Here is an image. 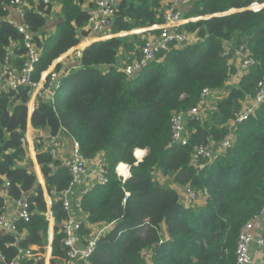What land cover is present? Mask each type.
<instances>
[{"label":"trees","instance_id":"16d2710c","mask_svg":"<svg viewBox=\"0 0 264 264\" xmlns=\"http://www.w3.org/2000/svg\"><path fill=\"white\" fill-rule=\"evenodd\" d=\"M61 1L65 23L56 42L41 53L35 79L80 42L78 29L89 22L86 0ZM164 1L119 0L108 32L116 35L163 23ZM190 1L186 18L194 20L181 29L194 34L196 40L172 44L134 76L116 66L118 56L124 49L140 57L143 34L151 31L94 42L80 55L81 67L62 78V88L53 99L62 131L79 143L86 157L103 153L108 170L109 183L86 193L81 202L89 223L112 226L100 238L92 264H234L242 227L264 206V103L249 120L236 126L234 145L217 154L213 163L202 169L191 163L197 146L207 144L208 139L218 143L233 129L235 114L264 76V7L260 11L251 8L264 0ZM38 3L40 11H25L24 19L39 44L44 16L51 12L53 0ZM0 13L7 14L2 8ZM226 41L246 42L257 60L239 85L229 87L234 69L225 55ZM12 42L24 44L20 50L23 63L27 53L24 35L3 21L1 62ZM56 69L61 71L63 65ZM206 87L228 88L229 92L216 102L209 118L189 121L186 145L170 147L173 111L197 105ZM29 100L27 89L0 94V185L5 176L9 194L30 202L31 217L17 221L21 230L28 231L23 244L43 246L49 234L46 201L23 143ZM47 109V101H39L32 116L34 128H49L44 115ZM46 144L37 138V159L48 192L62 196H56L53 204L57 223L51 259V264H60L66 256L61 225L69 217L63 192L69 189L72 175L50 153L54 147L46 148ZM136 149L147 150L142 161ZM120 163L130 166L126 179L116 172ZM157 174L173 176L180 185L206 194V204L185 205L179 191L162 183ZM3 202L0 197V206ZM11 239L0 234V249L8 259L16 254Z\"/></svg>","mask_w":264,"mask_h":264},{"label":"built area","instance_id":"2783aa9c","mask_svg":"<svg viewBox=\"0 0 264 264\" xmlns=\"http://www.w3.org/2000/svg\"><path fill=\"white\" fill-rule=\"evenodd\" d=\"M41 1L44 4H49L51 0H10L1 4L3 11L14 8L22 11L31 2ZM190 0H169L164 7V22L155 24L149 28L150 34L144 38V42L140 47L141 55L138 59L123 65L120 68L128 76L139 74L147 65L156 60L157 54L160 51L169 50L172 44H183L192 42L196 38H192L188 32L183 31L182 26L187 23L190 18H182L183 10L190 5ZM119 0H95L94 7L89 11V28L93 33L104 34L112 26ZM263 4L255 3L252 8L255 11H260ZM194 20V19H193ZM7 21V16L0 15V24ZM19 31L23 33L25 40V47L27 50L26 57L20 69H13L9 66L10 53L5 56L6 68L0 76L2 88L0 94L4 89L19 91L20 89H27L28 94L33 99L45 100L49 97L55 98L59 90L62 88L60 71L56 69H48L40 73L38 79H35V71L40 64L41 52L34 39L33 32L29 29L27 24L17 26ZM225 55L230 58H237L239 65L234 72V76L243 78L250 73L251 69L257 64V60L253 57L246 42L237 45H228L225 42ZM221 93V90H214L209 87L203 89L200 101L194 107L187 110H174L171 116V140L170 147L177 145H186L190 139V134L187 124L190 120L196 119L202 121L206 109L208 107L209 97ZM245 104L243 103L241 109L235 114L232 122L233 129L224 139L218 143H214L208 139L207 144L199 145L195 148L192 165L200 169L206 165L214 162L217 154L224 153L232 147L236 141V126L249 120L255 115L257 109L264 103V76L258 81L255 92ZM246 99V100H247ZM245 100V101H246ZM25 143V138L23 139ZM216 149V150H215ZM50 153L56 157V148H52ZM145 156V155H144ZM143 156V158H144ZM142 158V159H143ZM138 161H142L137 157ZM121 164V163H120ZM116 167L117 174L126 179L131 175L130 166H126L127 172H121L119 165ZM96 168L92 169V166ZM72 175L71 185L68 192L75 184L90 181L93 175H96V186H105L109 183L108 170L106 168L104 154L100 153L93 157H86L80 149L78 142L75 143L73 156L65 162ZM7 187L10 183L6 181ZM1 191V186H0ZM8 191V188H7ZM56 193V191L54 192ZM200 192L191 186L187 185L185 189L180 192L181 200L185 205L194 206L195 202L200 197ZM5 199V197H3ZM20 206L19 218L28 220L31 217V205L26 197L16 199ZM64 209L69 212L71 210V203L65 199L63 203ZM264 226V206L254 216H252L242 227L237 243L236 261L234 264H252L254 257L251 253V246L255 239L260 245L264 246V234H257V229ZM109 225L102 227L93 233L92 237L87 240V243L80 246V232L83 228L82 222L74 218L72 215L67 218L62 224L64 232L63 245L66 248V256L63 264H87L91 261L92 256L98 247L100 238L110 230ZM0 231L5 235H10L12 245L16 247V254L14 258L8 259L5 253L0 249V262L2 264H39L42 256L39 255L31 245H24L27 234L22 231L16 222L10 220L5 214L0 215ZM1 233V232H0Z\"/></svg>","mask_w":264,"mask_h":264},{"label":"crops","instance_id":"0c3cea01","mask_svg":"<svg viewBox=\"0 0 264 264\" xmlns=\"http://www.w3.org/2000/svg\"><path fill=\"white\" fill-rule=\"evenodd\" d=\"M5 2H7V0ZM38 2H40V1L31 2L30 4L26 5L24 8V13H25V11L34 10V9L37 12H39L40 9L38 8V6H39ZM168 2H169V0L164 1L163 6L165 7L166 4H168ZM94 5H95V0H86V2L84 4V8L89 12L94 7ZM0 8H1V4H0ZM189 9H190V6L186 7L183 10V12L185 13V17H186V13L188 12ZM62 10H63L62 1L61 0H53V8L51 9V12L44 16L46 19V24L42 28V30L39 32L41 43H39V44L37 43L41 53L45 50V48L48 49L49 47H51L56 42L58 34H59L60 30L63 28V25L65 23V17L62 14ZM5 12L7 13L5 15V16H7V21L10 22L11 24H13L15 26L26 24L25 19H24V14L22 13V11L9 7L7 9V11H5ZM1 14L2 13H0V15ZM2 15L4 16V14H2ZM192 20H193V18H192ZM149 28L150 27L136 29V30H133L130 32H122V33L116 34V35L111 34L110 31L109 32L107 31L104 34H99V33L91 32L90 28H89V23H88L83 28L78 29L80 42L76 46H74L73 48H71L70 50H68L64 54H62L59 58L54 60L53 64L50 66L49 69H53V68L56 69L57 65L61 63L63 65V69L60 71V76L64 72V69L67 67H69V73H70L73 70H77L78 68L81 67L80 55L92 43L97 42V41H101V40H105V39H108V38H111L114 36H121V35H128V34H133V33L145 32V31H148ZM138 30H141V31H138ZM149 34L150 33H146V34H143V36H145V38H146L147 36H149ZM190 35L192 38H195L194 34H190ZM233 44H234V41H228V45H233ZM22 47H24V44L22 45L20 42H12V44L7 48V53H10L9 66L13 69H20V67L22 65V60L24 58L23 54L20 53V50ZM138 57H139V55H136L135 52L129 53L126 50L122 49L119 56H118L116 66H118L119 68H122L123 65L137 59ZM229 64L233 67L234 72H235V70L237 69V67L239 65V60L237 58H230ZM5 68H6V64H5V57H4L3 62L0 61V76L4 72ZM234 72H233V74H234ZM233 74L227 83V87L239 85V83L242 80V78L236 77ZM61 81H62V78H61ZM0 88H2L1 79H0ZM6 90H9V89H4L3 91H6ZM228 92H229L228 88H225V89L221 90V93H218L214 96L209 97L208 107L206 109L207 111L205 113L203 120L206 119V116L210 117V114L212 113V111H214L216 109V102L219 101L220 99L226 97ZM50 98L51 97H49L45 100H42V101L48 102V100ZM245 100L243 101V103L244 102L246 103L249 99H247L246 101ZM39 101H41V100H39ZM39 101L38 100L33 101V99H31V97H30L29 104H28L27 130L24 133V138H25L24 147L26 149L28 158L32 161V170L36 173L38 180H39V183L42 186L43 191H44V196H45V201H46V211L44 212V215L49 220V234H48V242L44 243L43 246H41L39 244H35V243L29 244V245L33 246V248L36 251L42 253V260L40 263L51 264V259L53 257V255H52L53 245L52 244H53L54 234H55V232H54L55 231V225L57 223L56 218L54 216L53 204L55 202V198L57 196V193L53 192V194H50L48 192V189L46 186V180H45V177L43 175L41 165L39 164L38 159H37V155H38V150L36 148L37 138L45 139L46 136L50 135V128H48L46 130L36 129V128H34V126L32 124V116H33V113H34L36 106L39 103ZM188 124H189V122H188ZM188 124H187V128H188V131L190 134ZM45 141H46V139H45ZM46 143H47L46 148H48V147L56 148V157L55 158L58 159L65 166V162L73 156L74 146H75L76 140L74 138H72L71 136L65 134L61 130L59 136L57 138H55L52 143H48L47 141H46ZM141 150H145V152L147 153L146 149H141ZM146 153H145V155H146ZM94 168H96L95 165L92 166V169H94ZM1 178L4 180V183L2 185H0L1 186L0 197L2 199H3V197H5V199H3V201H4L3 206H0V212H1V214H5L13 222L17 223V221L20 219L19 218L20 206L17 204L16 198H14L13 196H11L9 194V190L7 191L8 187L6 184V181H7L6 177L1 176ZM157 179H159L162 183L169 185L170 187L176 188L179 191V193L182 192L185 189V187L187 186V185L182 186L179 183H177L174 180L173 176H162L160 174H157ZM95 184H97L96 175L95 176L93 175V177L90 181L75 184L70 191L63 192V199L64 200L67 199L71 203V210L68 212V215L69 216L72 215L74 218L81 221L83 228H84V226H86V228H84V229L82 228V230L80 232V238H81L80 246L81 247H83L87 243V240L90 237H92L94 232H96L97 230L106 226V224H103V223H99V224L89 223V221H88L89 215L81 207V202H82L83 196L86 193H88V192L99 187V185L94 187ZM200 194L201 195H200L198 201H196V203H195L196 205L194 204V206H203L206 204V200H207L206 194H204V193L203 194L200 193ZM58 198H62V196L58 195L57 199ZM37 212H39V211H37ZM109 228L111 229L112 226ZM164 230L166 231V229H164ZM22 231H24L28 236L27 230H22ZM0 232H1L0 234H3L2 231H0ZM257 234H264V226L257 229ZM42 249L44 251H42ZM251 253L254 257V262L252 264H264V246L260 245L258 243L257 239H255L252 243ZM63 261H64V259H62L60 264H63ZM87 264H92V263H91V261H89Z\"/></svg>","mask_w":264,"mask_h":264},{"label":"water","instance_id":"95a60500","mask_svg":"<svg viewBox=\"0 0 264 264\" xmlns=\"http://www.w3.org/2000/svg\"><path fill=\"white\" fill-rule=\"evenodd\" d=\"M6 0H0V4L4 3ZM264 7V6H263ZM262 7V8H263ZM236 10L233 9L228 13L235 12ZM227 14V13H226ZM182 18H185V13H182ZM106 69L108 66L105 67ZM69 73V67L64 69V72L61 74V78H64ZM48 109L44 112V115L47 117L48 127L50 128V135L46 136L45 139L48 143H52L55 138H57L62 130V126L60 121L57 117V113L55 111V107L53 104V99L48 100ZM42 264V263H40Z\"/></svg>","mask_w":264,"mask_h":264},{"label":"bare ground","instance_id":"6f19581e","mask_svg":"<svg viewBox=\"0 0 264 264\" xmlns=\"http://www.w3.org/2000/svg\"><path fill=\"white\" fill-rule=\"evenodd\" d=\"M145 150H141V149H136V153H135V155H136V157H138L139 159H142L143 158V156L145 155ZM125 163H122V164H120L119 165V170L121 171V172H127L126 171V166L124 165Z\"/></svg>","mask_w":264,"mask_h":264},{"label":"rangeland","instance_id":"374dc122","mask_svg":"<svg viewBox=\"0 0 264 264\" xmlns=\"http://www.w3.org/2000/svg\"><path fill=\"white\" fill-rule=\"evenodd\" d=\"M252 8V7H251ZM143 38H145V36H143ZM209 116H206V119L208 118ZM196 203V202H195ZM196 205V204H195Z\"/></svg>","mask_w":264,"mask_h":264}]
</instances>
